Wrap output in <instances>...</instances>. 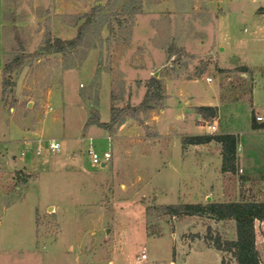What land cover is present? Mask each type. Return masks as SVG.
I'll list each match as a JSON object with an SVG mask.
<instances>
[{
	"label": "rangeland",
	"instance_id": "obj_1",
	"mask_svg": "<svg viewBox=\"0 0 264 264\" xmlns=\"http://www.w3.org/2000/svg\"><path fill=\"white\" fill-rule=\"evenodd\" d=\"M97 2L0 0V264L167 263L172 233L205 243L212 222L148 216L149 207L264 199V130H252L250 115L253 107L264 122V0H141L133 24L114 34L104 28L75 67L64 69L59 55L28 59L13 74L15 102L3 103L4 62L39 51L47 34L74 38L76 17ZM159 70L161 108L113 133L84 130L94 114L109 122L112 104L139 105ZM201 106L217 107V116L197 114ZM227 133L239 137L236 175L221 173L220 144L182 146L184 137ZM39 141L42 155L26 151ZM90 146L110 152L104 167L91 162ZM19 170L32 178L15 187ZM221 223L214 233L230 240V223ZM257 228L264 264V226Z\"/></svg>",
	"mask_w": 264,
	"mask_h": 264
},
{
	"label": "trees",
	"instance_id": "obj_2",
	"mask_svg": "<svg viewBox=\"0 0 264 264\" xmlns=\"http://www.w3.org/2000/svg\"><path fill=\"white\" fill-rule=\"evenodd\" d=\"M141 0H106L103 4L99 0L88 12L76 17L75 25L77 34L74 38L63 40L46 35L43 46L35 53H21L15 55L11 60H6L2 67L1 95L4 104H8L11 97L15 102L13 93L16 82L13 74L22 68L25 62L31 58L44 55H59L63 58L64 69L75 67L78 61H83L87 50L102 42V31L107 28L114 34L117 28H124L131 22L133 24L136 16L142 14ZM260 15H264V7L258 9ZM170 51L171 55H174ZM78 60V61H77ZM242 73L249 72L248 67L239 69ZM146 92L139 105L127 104L122 108L111 105V117L109 122H101L94 114L85 125L86 131L90 126H97L108 132H115L128 118L137 117L157 108H161L166 99L162 82L155 77H151L145 84ZM12 104V103H11ZM197 114L213 119L217 116V107L201 106L196 109ZM251 128L254 131L264 130V122H257L255 109L251 110ZM216 142L221 146V173L237 174L238 169V143L239 137L235 134H204L184 137L182 146H200ZM32 175L22 170L15 172V187L27 184ZM260 181L264 180V174L260 176ZM242 181L250 178L240 176ZM160 212L162 216H168L175 221H183L188 218H206L216 223L233 222L235 225L236 238L234 240L222 239L219 233H214L211 226H207L206 234L203 237L208 247L222 253L220 264H261L260 253L257 249L258 236L261 232L257 225L264 226V199H241L238 201L206 202V203H176L168 205H153L148 208L150 211ZM199 236H194L198 238ZM225 255H229V259Z\"/></svg>",
	"mask_w": 264,
	"mask_h": 264
},
{
	"label": "crops",
	"instance_id": "obj_3",
	"mask_svg": "<svg viewBox=\"0 0 264 264\" xmlns=\"http://www.w3.org/2000/svg\"><path fill=\"white\" fill-rule=\"evenodd\" d=\"M25 132L26 134H28L27 137H29V135L32 136V134H35L33 132L30 133L29 131H25ZM240 165H241V158H240ZM210 222H212V224H210L212 227H214L213 224L214 225L222 224L221 222L216 223L213 220H210ZM229 223L233 233L230 240H234L236 238L235 225L232 221ZM192 230H195V227H192ZM162 237L163 236L150 237V238L160 239ZM172 237L173 240L169 244V249H168L170 252L168 262L164 263V261H162L158 257H154L152 260L153 264H220L221 263L222 253L215 250L214 248L208 247L205 243H203L202 240L196 239L195 241L184 243L182 241H179L177 232L172 233ZM143 251L146 254V259H148L147 246H145ZM262 259H263V255H262ZM261 264L263 263L261 262Z\"/></svg>",
	"mask_w": 264,
	"mask_h": 264
},
{
	"label": "built area",
	"instance_id": "obj_4",
	"mask_svg": "<svg viewBox=\"0 0 264 264\" xmlns=\"http://www.w3.org/2000/svg\"><path fill=\"white\" fill-rule=\"evenodd\" d=\"M258 120H261L260 117L257 118ZM210 131L213 133L214 131H216V126L213 125V126H210L209 127ZM60 144L59 142L57 141H49L48 142V149L51 151V152H59L60 151ZM33 149L34 153L37 155V156H40L42 155V151H43V148H42V142L39 141V144H38V147L37 148H27L26 151L27 152H30L31 150ZM88 154H89V159L91 160V162L95 165H102V164H105L107 162L110 161L111 159V154L109 151H105L103 153H98L94 150L93 147H89L88 148ZM22 155H24V153H22ZM140 259L141 260H146V254L143 253L141 256H140Z\"/></svg>",
	"mask_w": 264,
	"mask_h": 264
},
{
	"label": "water",
	"instance_id": "obj_5",
	"mask_svg": "<svg viewBox=\"0 0 264 264\" xmlns=\"http://www.w3.org/2000/svg\"><path fill=\"white\" fill-rule=\"evenodd\" d=\"M159 72H160V70L154 74V77H158ZM28 106L30 107V104ZM101 166L104 167L105 164H102ZM207 200L209 201L210 198H208ZM106 234H108V231L106 232Z\"/></svg>",
	"mask_w": 264,
	"mask_h": 264
}]
</instances>
